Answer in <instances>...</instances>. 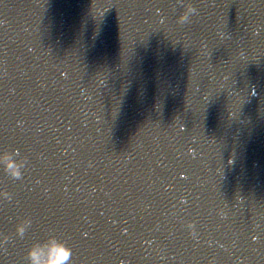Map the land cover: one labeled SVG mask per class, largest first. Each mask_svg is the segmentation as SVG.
Returning a JSON list of instances; mask_svg holds the SVG:
<instances>
[{"label":"clouds","instance_id":"clouds-1","mask_svg":"<svg viewBox=\"0 0 264 264\" xmlns=\"http://www.w3.org/2000/svg\"><path fill=\"white\" fill-rule=\"evenodd\" d=\"M0 163L10 174H20V164L11 153L0 151ZM71 255L72 249L67 241L56 234L34 241L26 253L28 264H70Z\"/></svg>","mask_w":264,"mask_h":264},{"label":"water","instance_id":"water-1","mask_svg":"<svg viewBox=\"0 0 264 264\" xmlns=\"http://www.w3.org/2000/svg\"><path fill=\"white\" fill-rule=\"evenodd\" d=\"M0 151H3L1 135ZM0 183H9V179L3 180L0 178ZM7 197L8 201L0 202V232L2 230H11L12 235L2 236L3 242L0 245V264H12L16 258H21L12 196ZM3 213L4 216L2 217L1 214Z\"/></svg>","mask_w":264,"mask_h":264},{"label":"snow or ice","instance_id":"snow-or-ice-1","mask_svg":"<svg viewBox=\"0 0 264 264\" xmlns=\"http://www.w3.org/2000/svg\"><path fill=\"white\" fill-rule=\"evenodd\" d=\"M123 231L127 232V231H128V229H127V228H125V229H123ZM85 235H87V233H85ZM120 264H123V261H121V262H120Z\"/></svg>","mask_w":264,"mask_h":264}]
</instances>
